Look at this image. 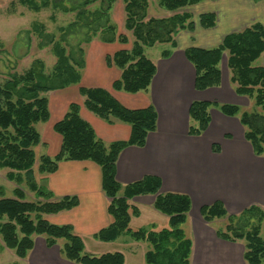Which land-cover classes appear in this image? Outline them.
I'll list each match as a JSON object with an SVG mask.
<instances>
[{
    "label": "trees",
    "instance_id": "16d2710c",
    "mask_svg": "<svg viewBox=\"0 0 264 264\" xmlns=\"http://www.w3.org/2000/svg\"><path fill=\"white\" fill-rule=\"evenodd\" d=\"M19 1L33 11H40L50 2ZM114 1L107 0L108 5L102 9V13L86 9L94 0L80 3L76 13L78 20L59 27V38L46 32L43 23H35L33 31L40 37L39 46H52L56 56L53 69L46 72L44 61L37 59L24 73H13L5 82L0 83V169L9 168L10 180L18 183L26 180L36 196L44 199H25L21 187L15 189L14 198L1 196V193L0 220L6 221H0V235L5 245L20 258H25L34 247L35 235H44L49 247L56 245L59 239H65L61 248L62 255L78 264H125V255L121 251L107 252L100 256L85 253L84 238L75 232L72 225L52 223L45 217L73 209L79 204V199L77 196L53 199V192L43 180L39 182L35 177V168L43 179V176L55 172L63 160H91L101 167L102 188L109 199L107 209L112 218V222L94 237L109 242L128 234L135 240L150 243L151 248L145 254L147 264H191L193 241L183 228L192 207L190 196L178 192H161L162 180L157 175H146L126 185L121 184L116 177L117 160L122 150L130 145L144 146L148 134L157 129L158 116L153 105L129 109L103 88L81 86L80 93L84 97L85 107L104 119L117 118L129 123L132 128L130 138L104 142L97 136L93 126L81 116V106L71 103L64 118L54 126L55 131L63 137L60 152L51 157L39 155L36 150L41 142L37 123L47 122L50 118L46 94L77 85L82 79V68L85 65V50L82 45L89 43L92 37L87 33L86 38L79 40L80 44L77 43L76 46H70L68 37L79 26L95 24L98 17L110 12ZM202 1L204 0H159L161 7L173 13L168 17L148 18L149 0H123L125 28L131 31L133 41L131 49H120L109 59L122 70L121 77L113 84L114 89L130 93L147 90L157 67L145 54V49L157 43H169L172 47H177L176 36L179 31L193 32L196 27L193 14L179 10ZM64 10L71 9L64 7ZM199 23L204 29L214 27L217 15L214 12L202 13L199 15ZM98 33L105 42L126 43L130 39L126 33L119 32L114 24H107L93 32L94 35ZM171 54V49L162 52L165 58ZM185 54L195 67L197 90L221 85L223 73L220 63L224 54H227L230 82L235 92L253 100L256 106L264 110V65L255 64L264 54L263 23L256 22L240 31L228 33L215 47H187ZM212 106L226 115L238 116L245 127V138L251 143L255 154L264 155V114L241 112V107L237 104L193 101L189 111L191 135L200 136L207 130ZM213 148L220 151L217 143L213 144ZM145 194L156 195L154 207L169 217L167 226L160 229L131 227V215H138L139 210L130 201L135 196ZM200 212L208 223L216 219H227L225 229H218L217 235L227 241L245 240L246 263L264 264V237L261 234L264 206L253 204L235 214L230 213L224 203L218 200L202 206Z\"/></svg>",
    "mask_w": 264,
    "mask_h": 264
},
{
    "label": "crops",
    "instance_id": "0c3cea01",
    "mask_svg": "<svg viewBox=\"0 0 264 264\" xmlns=\"http://www.w3.org/2000/svg\"><path fill=\"white\" fill-rule=\"evenodd\" d=\"M204 1L202 13L214 12L217 15L216 25L204 29L205 36L200 41L190 38L185 42L183 37L180 43L177 40V47L166 43L172 54L153 60L157 71L147 90L130 93L113 87L121 77L122 70L109 59L120 49H131L133 39L128 43H111L96 37L87 43L84 46L85 65L81 82L46 94L50 118L42 122V130L38 128L41 142L36 150L39 155L51 157L60 152L63 137L55 131L54 126L64 118L71 103L81 106V116L104 142L130 138L132 128L129 123L117 118L104 119L85 107L81 86L103 88L129 109L153 105L158 116L157 129L148 134L144 146L130 145L122 150L117 160V180L126 185L146 175H157L162 180L161 192L190 196L192 207L189 217L193 214L196 216L190 232H186L193 241L191 264H243V250L234 243L219 239L213 223L205 221L200 209L218 200L235 214L253 204L264 206V157L255 154L251 143L245 138V127L240 118L226 115L216 106L210 108L211 120L207 130L200 136L189 133V111L193 101L239 105L243 98L229 84L224 85V71L221 85L197 90L196 70L186 57L185 49L190 46H218L228 33L240 31L255 22L264 23V18H259V11L256 12L250 5V0ZM181 33L177 36L180 37ZM192 35L196 37L194 33ZM232 131L237 133L236 139L228 136ZM215 143L220 144V151L214 150ZM42 180L53 192V199L65 196H77L79 199V204L73 209L48 216L53 223L70 224L75 232L85 238L94 236L112 222L107 209L109 199L102 188V170L97 163L91 160H63L55 172L43 176ZM155 199L156 195L153 194L133 197L130 202L138 208L139 213L131 215V222L145 216L148 217L145 222H152L154 229L167 226L169 217L154 207ZM35 239L32 264L72 263L61 260L58 251L49 249L44 240L38 241L39 236ZM129 240L133 241L130 235L123 234L115 241Z\"/></svg>",
    "mask_w": 264,
    "mask_h": 264
},
{
    "label": "rangeland",
    "instance_id": "374dc122",
    "mask_svg": "<svg viewBox=\"0 0 264 264\" xmlns=\"http://www.w3.org/2000/svg\"><path fill=\"white\" fill-rule=\"evenodd\" d=\"M85 0H50L48 6H44L40 11L30 10L25 5L21 4L19 0H0V83L5 82L13 73H24L28 70L33 62L37 59H41L46 64V72H50L53 69V66L56 62V56L52 50V46L47 45L45 47H40L39 43L41 42L40 37L37 33L33 31V25L35 23H43L45 26V31L53 33L59 38L61 33L59 31V27L68 26L70 23L78 20L76 16L77 6ZM95 2L91 3L86 9L90 11H97L102 13V9L107 7V0H94ZM205 1L200 2V4H194L190 6H186L181 8L179 11H189L193 14V19L196 22L195 31L193 32L196 37H193V33L189 30H180L178 35L181 33L180 37L176 36V40L180 43V40L183 41V37L185 42L189 41L192 38V41L201 40L205 36L204 28L200 26L199 23V15L202 14ZM248 2V1H247ZM250 5H252L256 12L259 11V18H264V0L255 2L254 0H250ZM112 9L109 13L102 15V17H98L96 19V23L91 24V26H79L76 31L68 37V40L71 44L76 46L79 43V40H84L86 35H91L93 38H100V33L94 35L93 32L95 29H101L107 24H114L118 27L119 32L126 33L128 39L131 35V31H127L125 28L126 23V15L124 11V3L123 0H115ZM64 7H68L71 9L70 11H65ZM76 9H75V8ZM75 9V10H74ZM173 12L166 10L165 8L159 5V0H149V8H148V18L149 17H168ZM260 22V21H259ZM256 23V22H255ZM264 24V23H263ZM179 38V39H177ZM130 39H133L132 36ZM129 39V40H130ZM129 42V41H128ZM127 42V43H128ZM87 44V42L83 43V47ZM69 46V50L71 47ZM76 48V47H75ZM170 46L166 43H157L152 47L146 48V55L152 60H160L162 59V52L165 49H169ZM228 55L224 54L223 62L221 61L220 67L225 72V83L224 85L229 84L233 89L234 86L230 82V71L227 66ZM256 65H264V54L256 60ZM238 96H242L239 95ZM243 102L239 104L241 107V112H260L264 114V110L258 106H256L253 100L243 97ZM44 123H37V127L42 130ZM229 137H233L236 139L238 137L237 133L232 131L231 134H228ZM227 139V137H225ZM220 145L219 143H217ZM230 145V143H227ZM226 144V145H227ZM261 156V155H260ZM264 157V155H262ZM10 172L9 168L0 169V194L1 196L6 197H16L15 189L21 187L25 193V199L29 201H44L41 197H37L36 193L32 191L26 182L18 183L16 181L10 180L8 178V173ZM24 175V174H23ZM41 174L37 168H35V177L40 182ZM231 213V212H230ZM46 215V218H49ZM190 216V212L188 214L187 221L183 224V228L186 232H190L191 225L195 222L196 216L195 214ZM148 217L141 219H135L131 223V227L133 228H151L152 222H145ZM6 221V219L0 220ZM50 221V220H49ZM52 222V221H50ZM227 219L221 218L214 220L213 228L217 233L218 229H225L227 224ZM53 223V222H52ZM208 223V222H207ZM211 224V223H210ZM261 234L264 237V222L262 223ZM36 236H39V240L45 241L44 235H35L34 242L36 243ZM122 236V235H121ZM120 236V237H121ZM218 236V235H217ZM119 237V238H120ZM219 237V236H218ZM84 238V237H83ZM219 239H221L219 237ZM133 241L129 242H121V241H109L104 242L97 239L94 236H86L84 238L85 242V253L95 256H100L107 252H116L121 251L125 255V264H147L145 259L146 251L151 248L149 242L138 241L132 238ZM223 240V239H222ZM134 241L138 242L135 243ZM227 241V240H225ZM65 239H59L57 244L49 247V249H53L54 251H58L59 258L64 262H72L71 264H78L76 262L70 261L66 259L62 253L61 248L65 244ZM121 242V243H120ZM230 243H234L238 248L245 251V240L238 241H227ZM47 244V243H46ZM35 247V244H34ZM34 247L29 251L28 255L25 258H20L16 255L15 251L8 248L2 237L0 235V264H8L18 262L19 264H32L31 261V253ZM243 264H247L244 256H243ZM62 262V261H61ZM51 264H55L54 262ZM70 264V263H67Z\"/></svg>",
    "mask_w": 264,
    "mask_h": 264
}]
</instances>
